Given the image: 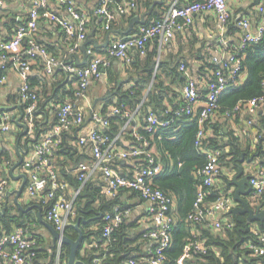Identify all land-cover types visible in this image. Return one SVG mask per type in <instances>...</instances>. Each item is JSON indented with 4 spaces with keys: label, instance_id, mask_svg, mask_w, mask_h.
<instances>
[{
    "label": "built area",
    "instance_id": "obj_1",
    "mask_svg": "<svg viewBox=\"0 0 264 264\" xmlns=\"http://www.w3.org/2000/svg\"><path fill=\"white\" fill-rule=\"evenodd\" d=\"M139 1L146 0H125L116 11L113 7L115 0H100L94 16L101 22L103 29L109 32L111 22L116 19V14L131 15ZM2 2L3 0H0V3ZM54 2L65 8L71 18L67 19L59 15L52 7ZM179 2L180 0H173L160 20L143 25L137 33L121 39H110L109 45L103 49L87 47L88 60L85 65H80L73 59L68 60L69 54L63 57L54 56L37 37L39 24L45 21L57 24L64 31L67 39H77L78 42L87 41L88 25L92 17L80 10L73 0H30L31 6L27 21L17 27L10 39L0 36V71L3 73L0 81L6 80L5 73L8 71H14L20 77L22 81L20 100L25 104L24 121L29 126V133L35 132L40 102L39 90L30 82L34 61L43 56L46 59L44 74L54 77L56 72L61 70L72 75L76 80L74 97L56 104L54 107L56 119L53 126L36 140L24 162L23 168H30V179L26 187L28 195L45 206L47 222L52 224L58 232L64 234L67 226L76 217V198L83 186L94 177L100 176L104 182V189L110 196L116 197L124 189L138 192L147 204L146 218L151 225L143 231V239L148 243L144 249V255L150 264H165L166 262L164 251L172 243L174 224L172 211L175 206V200L172 197L161 189L153 187L155 178L164 172V164L155 151L156 148L151 139L157 135L159 130L174 127L180 129L176 126V122L188 117V119L197 120L200 129L197 133L196 145L201 146L206 137L205 123L218 116L216 113L221 95L230 86L243 83L241 75L244 49L249 45L259 44L264 39V0L257 6L260 22L255 30L247 16L238 21L235 28L239 32V42L235 44L225 40L227 34L231 32L230 27L233 23L227 0H195L186 5H180ZM196 14H213L216 17L222 39L221 44L216 43L214 49L221 48L222 52L227 54L223 60L214 59L212 61L218 65V68L206 86L198 80L188 78L185 85L176 90L179 96L174 104L168 103L161 115L148 107L144 129L151 139L139 131L141 125L138 115L145 103V98L135 109L126 104L111 105L106 115L101 113V109L94 108L90 111L88 119L81 102L87 99L90 86L107 75V69L115 60L128 66L135 54L146 56L153 42L159 44L160 56L163 46L172 42L177 32L193 26ZM76 48L78 45L71 51L74 52ZM159 66L158 57L151 86L155 81ZM186 68L185 64L181 65V71ZM261 110H264V94L245 104L237 105L234 114L245 111L250 116L247 124L253 128L254 121L257 120ZM228 115L230 114H226ZM115 116H122L125 123L119 133L112 137L108 128L110 117ZM14 121L11 113L0 111V135L8 134ZM88 121L90 128L78 134L77 143L80 147L91 146L90 158L79 163L74 169V174L81 186L68 198L62 194L64 184L60 179L57 165L52 159L53 149L61 145L65 133L85 126ZM126 134L132 138L127 139L128 144L123 143ZM256 136L255 141L259 140L262 135L256 134ZM2 151L0 143V155ZM202 153L205 154L207 162L199 170L202 183L198 189L195 213L191 214L188 220L198 223L205 222L213 230L218 231L224 225L232 226L227 214L237 206V203L233 192L225 190L220 185L217 186L222 172V149H204ZM125 161L132 163L131 171L126 174L118 170V167ZM254 164L255 166H252L248 174L252 188L248 202L253 208L260 205L264 208V162L255 161ZM5 165L9 166L10 162L7 160ZM178 165L182 166V163ZM7 191L8 182L3 180L0 182V200L6 196ZM212 194L215 195V199L206 203L207 198ZM132 214L133 210L130 208L124 211L116 208L115 214L105 216L107 225L103 233V247L106 250L112 242L111 236L115 228ZM254 231L259 236L261 244H250L249 248L256 256L261 257L264 256V233ZM34 244L31 236L23 228L2 234L0 236V262L33 264L36 256L33 251ZM59 244L60 249L54 264H62L63 244L61 241ZM190 246L201 253H206L204 241L192 242ZM185 256H188V253L183 258ZM183 258H181V264H183ZM101 260L98 258L95 262L98 263ZM128 264H136V262L130 260Z\"/></svg>",
    "mask_w": 264,
    "mask_h": 264
},
{
    "label": "trees",
    "instance_id": "obj_2",
    "mask_svg": "<svg viewBox=\"0 0 264 264\" xmlns=\"http://www.w3.org/2000/svg\"><path fill=\"white\" fill-rule=\"evenodd\" d=\"M117 17L118 15L116 14V19ZM161 18V15L154 14L149 17L147 24ZM115 21L111 22V26H113ZM99 23L102 25L101 22ZM141 27L135 29L133 32L137 33ZM150 46L146 56L142 57L139 54H135L130 65L124 66L122 64L126 69L125 71L130 72L131 69L135 71V73H130L128 79L125 80L115 70L113 63L107 69L108 83L112 87L101 109V113L106 115L108 107L111 105L126 104L130 108L135 109L145 98V103L138 115V121L141 125L139 131L151 139V136L144 129L148 107H151L157 114L161 115L165 106L168 103L174 104L179 95L176 91H174L175 94L172 90L169 92L170 89L162 80L159 73L161 67L163 68V64H160L155 81L148 95L145 96L146 90L153 80L155 66L159 57L158 50H151ZM47 50L49 51V49ZM242 56V75L244 73L246 79L243 84L230 86L223 92L219 99V108L216 113L218 116L216 119L211 118L205 123L206 137L201 146L196 145L197 133L200 129L197 120L195 118L188 119V117L176 122V126H179L180 129L174 127L159 130L157 135L151 139L152 144L158 149L161 162L164 164V172L155 178L153 187L161 189L176 202L172 211L174 217L172 243L164 251L165 264H181V258L186 253H188V256L182 259L183 264H264V256H256L253 250L249 248L250 244H261L259 236L254 230L264 233V222H249L247 215L229 212L227 215L231 219L232 226L224 225L221 230L216 231L205 222L198 223L188 220L189 216L195 213L198 189L202 183L199 170L207 162L202 150L222 149V172L219 179L223 181L222 183L225 185L224 189L227 191H231L232 189L229 171L232 172L237 169V160L243 152H249L254 158L257 156L261 157V161L264 162V116L261 118L258 115V120H255L253 124V128L257 131L256 133L262 135L261 138L257 141L249 139L245 150L242 148L237 132L234 129H228L226 132L224 123L221 121V118L225 117L226 121H233L234 118V121L238 122L241 113L234 114L235 107L264 94V39L259 44L247 46ZM68 60H72L70 55ZM207 68L211 71V77H213V73L218 68V65L212 62L208 64ZM174 70L172 71L174 72ZM30 82L34 85L32 75L30 76ZM40 82L44 83V81ZM52 85L51 91L48 93H46L42 85V90H39L40 102L43 98L47 99L49 103L54 101L56 103L60 98L65 100L69 99L70 96L71 99L74 97L75 90L63 96L60 95L62 88L58 87L54 89V84ZM50 92L51 94H49ZM63 100L61 102L66 101ZM226 114L230 115L226 116ZM124 123L125 119L122 116L110 117V126L108 128L110 135L112 137L116 136ZM49 129L41 126V122L37 116L34 130L38 134L37 139ZM126 135L125 139H132L130 135ZM35 143L36 140L32 141L31 145ZM90 152V145L84 147L78 146V143L77 146L69 145L66 133L63 135L61 145L53 149V161H55L57 168L58 166L60 167L62 174H65L66 180L75 190L81 186V183L75 174H72V170L74 172L79 163L88 160ZM4 154L2 151L0 157L2 158ZM57 155L67 156L73 161V164L69 165V167L71 166V168H68L69 170L65 165L60 164V160L56 158ZM246 159L248 160L247 157ZM169 162H173V166H170ZM178 163H182V166H179ZM47 191L49 190L47 189ZM214 194L207 198L206 203L215 199ZM125 196H128V200H124ZM134 197L139 198L141 202H145L138 192L126 189L121 190L116 197L110 196L104 189V182L102 180L99 181V179L94 181L91 179L83 186L75 200L76 217L64 232L66 236L76 240L79 233L74 228V224L79 218H83L81 229L84 233V239L82 247L79 249V259L83 260L86 264H128L130 260H134L136 264H150L147 262L143 250V246L148 245L147 241L143 239V231L148 228L142 229L138 227V223L132 219V216L125 218L122 224L115 228L111 236L112 242L108 245V250L103 247V233L107 225V221L104 219L105 216L107 214H115L116 208H119L121 211L129 208L134 210L135 204L129 202ZM40 205L43 210L42 216L46 219V208L43 204ZM41 223L39 214H36L33 210L26 212L19 210V212L14 213L12 208H8L5 212L0 211V236L4 233L13 232L16 228H23L35 242L33 251H35L36 256L34 257L33 264H36L40 256L38 245L41 239L36 236L33 227L34 225H41ZM198 241H204L206 253H201L190 246L192 242ZM69 252L70 246L63 244L62 264H67ZM98 258L102 260L96 263L95 260Z\"/></svg>",
    "mask_w": 264,
    "mask_h": 264
},
{
    "label": "crops",
    "instance_id": "obj_3",
    "mask_svg": "<svg viewBox=\"0 0 264 264\" xmlns=\"http://www.w3.org/2000/svg\"><path fill=\"white\" fill-rule=\"evenodd\" d=\"M73 1L80 10L88 13L92 17V20L88 25V35L93 36V38L96 40V43L98 45L105 44L107 32L105 31V29H103V25H100L99 21L94 16V12L97 6L99 5L100 0H73ZM124 1L125 0H115V2L113 3L114 9L117 11L119 5ZM172 1L173 0H148V2L139 1L137 8L134 10V12H132L131 15L121 16L118 13V17L115 23L113 24V26H111L112 33L110 39H114V38L121 39L130 34H133L134 32H131L126 35L119 34V32L120 31L125 32L128 30L129 21L133 16L135 15L143 16L144 14L148 13L152 7H154V9L151 16H153L154 14H158L162 16ZM192 1L195 0H180L179 3L180 5H186L187 3ZM262 1L263 0H227L228 8L232 14L233 23L230 27L231 32L227 34L225 40L233 44L239 42V32L235 27H237L238 21L244 16H247L250 19L252 28H254V30L256 29V27L260 22V14L257 11V6ZM155 2L158 3L155 5ZM30 6H31L30 0H3V2L0 3V36L2 38L10 39L13 36L17 27L20 24L27 21ZM52 7L54 8V10H56V12L59 15L67 19L71 18L67 10L62 6H60L58 3L54 2ZM140 26L142 25H137L135 29H138ZM37 37L38 40L43 45H45L47 49H49V52L54 56L63 57L64 55L69 54L76 63H82L85 59V53L82 50V45L84 41L78 42L77 39H72V40L67 39L64 31L55 23L53 24L42 21L39 24ZM221 39L222 38L220 35V29L218 27V22L216 20V17L213 14H208V15L196 14L194 18V24L191 28L177 32L175 39L172 42L163 46L159 56L160 64H163V68L161 67L160 72L159 71L158 72L160 73L162 80L170 89L169 92H171L172 90L173 93L175 94L174 91L179 90L181 87H183L185 83L188 81V78H193L194 80H198L201 83L205 84V86L207 85L208 81L209 82L211 81L212 79L211 71L207 68L208 64L212 63L211 61H213L214 59H218L219 61L223 60L227 55L225 52H222L221 48L214 49L216 43L219 44ZM77 45L78 48H76L75 51L72 52L71 50L74 49ZM90 46L94 48L96 47L94 43L88 45V47ZM150 48L151 50H158V53L160 52L159 50L160 47L157 42L151 44ZM98 49H103V48H98ZM45 63H46V59L43 56L38 57L34 61L33 70L31 73L33 77V84L35 85V86L33 85V87L37 88L38 90H42V85H43V89H45L46 93H48L49 91H51V87L53 86L52 84H54V89L58 87L62 88L60 95L65 96L68 93H72L73 90H75V86H76V80L73 78V76L67 74L65 71L56 72L54 77L46 75L44 74ZM113 64L115 70L119 74H121L125 80L129 78L130 73L132 72L135 73L134 69L133 70L131 69L130 72L125 71L126 69L123 67L122 63L117 60H115ZM182 64H185L186 67L188 66L184 71H181ZM172 70H174V72ZM2 75L3 73L0 71V80ZM5 75H6V80L3 82L0 81V107L13 108L9 111L6 110H2V111L11 113L13 118L17 119L20 116L22 109L25 112V104L20 100V89H21L22 81L14 71H8L5 73ZM36 77H38V79H36ZM245 79H246V75L243 73L241 77L243 83ZM40 81H44V83L42 84V82ZM111 87L112 86L108 83L107 75L102 79L95 81L90 86L87 99L81 102V106L82 108L85 109L88 119L90 118V111L92 109L95 108L99 110L103 108ZM150 89H151V84L146 90L145 96L148 95ZM49 94H51V92ZM70 99L71 96L69 99L67 98L65 100H70ZM62 100L63 99L60 98L57 100V102L59 103ZM57 102L55 103L54 101L49 103L47 99L44 98L41 99L37 116L39 121L41 122L42 127L49 129L53 126L56 119L54 107L56 106ZM259 116H261V118L262 116H264V110H261ZM249 117L250 116L244 111L241 112L240 120L238 122L234 121V118L233 121H226L225 117L221 118V121H223L224 123L226 132L228 131V129L229 130L234 129L237 132L239 141L242 145V148H244V150L246 149V144L248 140L250 139L255 141L257 137L256 129L249 127L247 124V120L249 119ZM89 128H90V123L88 121V123L85 126L76 128L72 132L66 133L67 143L69 145L77 146L76 141L78 134L89 130ZM22 132H23V128L18 126L14 121V125L12 126L11 131L8 134L0 135V143L3 148V152L5 153L4 156L2 155V158H0V182L5 180L4 179L5 174L9 177L7 182H8V190L10 191L11 196L9 199L8 208H12V211L14 213L19 212V210H22L23 212L33 210L36 214H39V212L43 211L42 207L37 201V199L31 198L28 195L26 188L20 198V202L22 204L23 209L18 208L13 202V200L17 195L16 190H18L21 184L23 183V179L16 181L10 177L11 167H13L15 163L18 162L19 160L16 151V145L18 138L20 134H22ZM30 137L32 139L35 138V140H37L38 134L35 132L30 133L29 138ZM28 142H29L28 137H22L20 144L22 147L26 148ZM127 142L128 140L124 138L123 143L128 144ZM31 143L32 142H29L30 150L32 149L33 146L31 145ZM155 151L157 152V154H159L158 149H155ZM28 155L25 156V160L28 158ZM56 158L60 160L61 165H65L67 169L71 168V166L69 167V165H72L73 161L70 160L69 157L64 155L61 156L57 155ZM7 159L10 162L9 166L5 165ZM245 160L246 161L243 164V166L245 170V175H248L251 172L252 166H255L254 162L261 161V157L257 156L253 158L252 162H248L246 158ZM169 165L173 166V162H169ZM58 169L60 173L59 174L60 179L64 184L62 194L65 197L69 198L75 192V188L66 180L65 174L64 175L62 174L59 166ZM131 169H132V163L130 161L122 162V164L118 167V170L124 174L131 171ZM229 172H230L229 178L232 180L233 176L237 172V169L232 172L231 171ZM24 173H27V171L22 166L15 170L16 176ZM72 174L74 175L73 170H72ZM28 178L30 179L29 172H28ZM96 179L97 180L99 179V181H101L100 176L94 177L93 181ZM222 182L223 181L221 180L217 184V186L220 185V187L222 188L225 187L224 183ZM231 187H232L231 192H233L234 195L236 188L234 186ZM249 197H250V193L245 196L247 200L249 199ZM125 199L128 200V196H125L124 200ZM129 202L135 204L132 214V219L138 223V227L142 229L149 228L151 225L148 223L147 218L145 216L147 204L145 202H141L137 197L130 199ZM5 203H6V196L0 200V211L3 210ZM33 228L35 229L34 231L36 233V236H38L41 239V242H39L38 245V249L40 250V256L37 259L36 264H54L60 249L59 241L57 243L54 241L52 233L48 228H46V226L43 223H41V225H34ZM146 246L148 245L143 246V250L146 248ZM61 252H62V248H61ZM0 264H11V263L0 262Z\"/></svg>",
    "mask_w": 264,
    "mask_h": 264
},
{
    "label": "water",
    "instance_id": "obj_4",
    "mask_svg": "<svg viewBox=\"0 0 264 264\" xmlns=\"http://www.w3.org/2000/svg\"><path fill=\"white\" fill-rule=\"evenodd\" d=\"M158 2H155V5ZM153 9L154 7H152L148 13L144 14L143 16L140 15H135L133 16L130 21H129V28L127 31L122 32L120 31L119 34H129L131 32L134 31L135 27L137 25H146L147 21H148V17L152 15L153 13ZM111 31L107 32V36H106V42L105 44L102 45H98L96 43V40L93 38V36H89L87 41H85L82 45V50L85 53V59L82 63H78L80 65H85L87 63L88 57L86 55V50L89 44L94 43L96 45V48H106L109 45L110 42V36H111ZM13 108H1L0 107V111L2 110H6L9 111ZM24 116H25V112L22 109L20 116L15 119V123L20 126L21 128H23V132L22 134H20L18 141H17V145H16V151L19 157L18 162L15 163V165L13 167H11L10 170V177L13 180H21L23 179V183L21 184L20 188L18 190H16V197L13 200L14 204L20 208H22V204L20 202V198L27 186L28 183V172L30 171V168H26L25 170L27 171V173L21 174L16 176L15 175V170L19 167H23L24 166V162H25V156L29 154L30 148H29V142H32L35 140L32 139L31 137L29 138V126L27 125V123L24 121ZM22 137H28V145L26 148L22 147L20 142ZM248 157V162H252L254 156H251L249 152H243L241 157L238 158V163H237V172L236 174L233 176L232 180H231V186H234L236 188L235 192H234V199L237 202V206H235L234 208H232L230 210L231 213L234 214H244L247 215L249 222H264V208L262 205L253 208L248 200L245 198L246 195H248L251 192V185L249 183V176L245 175V170H244V166L243 164L245 163V158ZM4 179L7 181L9 179V177L5 174ZM11 193L8 190L6 193V203L4 205V208L2 210V212H5L8 209L9 206V199H10ZM39 216H40V220L41 222L46 226V228H48L50 230V232L53 235L54 241L57 243L58 241L62 242V244H66L70 246V252H69V257H68V261L67 264H86L83 260L78 258V253H79V249L82 247L83 244V239H84V233L81 229V221L83 220V218H79L77 220V222L74 224V228L78 231L79 236L76 240L69 238L68 236H66L65 234H61L60 232H58L55 227L50 224L49 222H47L46 220H44L43 216H42V212H39Z\"/></svg>",
    "mask_w": 264,
    "mask_h": 264
}]
</instances>
